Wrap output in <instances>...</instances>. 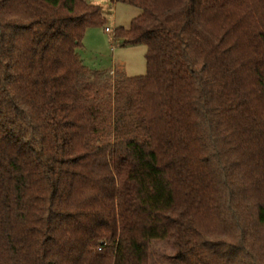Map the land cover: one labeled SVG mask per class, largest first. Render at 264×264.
<instances>
[{"label": "trees", "instance_id": "16d2710c", "mask_svg": "<svg viewBox=\"0 0 264 264\" xmlns=\"http://www.w3.org/2000/svg\"><path fill=\"white\" fill-rule=\"evenodd\" d=\"M115 1L144 75L83 64L100 6L0 0V264H264V0Z\"/></svg>", "mask_w": 264, "mask_h": 264}, {"label": "rangeland", "instance_id": "374dc122", "mask_svg": "<svg viewBox=\"0 0 264 264\" xmlns=\"http://www.w3.org/2000/svg\"><path fill=\"white\" fill-rule=\"evenodd\" d=\"M101 7L105 22L99 26L89 27L83 39V47L79 50L81 60L91 70L123 71L126 76L134 77L146 73V46L124 45L121 39L115 38V28H129L133 18L141 14V9L121 1L85 0ZM110 4H112L110 6ZM106 28L109 31H106ZM113 89L104 94L109 98ZM153 257L158 253L170 255L164 243H153ZM163 251V253H162ZM155 261V260H154ZM163 264H170L164 262Z\"/></svg>", "mask_w": 264, "mask_h": 264}, {"label": "built area", "instance_id": "2783aa9c", "mask_svg": "<svg viewBox=\"0 0 264 264\" xmlns=\"http://www.w3.org/2000/svg\"><path fill=\"white\" fill-rule=\"evenodd\" d=\"M106 31H109V29H108V28H106Z\"/></svg>", "mask_w": 264, "mask_h": 264}]
</instances>
